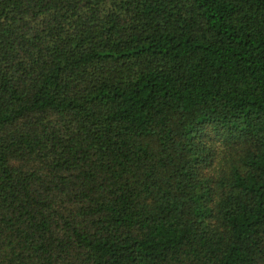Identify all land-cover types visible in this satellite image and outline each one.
Instances as JSON below:
<instances>
[{
  "label": "trees",
  "instance_id": "trees-1",
  "mask_svg": "<svg viewBox=\"0 0 264 264\" xmlns=\"http://www.w3.org/2000/svg\"><path fill=\"white\" fill-rule=\"evenodd\" d=\"M0 264H264V0H0Z\"/></svg>",
  "mask_w": 264,
  "mask_h": 264
}]
</instances>
